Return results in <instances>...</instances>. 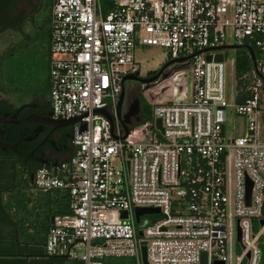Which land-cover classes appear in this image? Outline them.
Here are the masks:
<instances>
[{"label":"built area","instance_id":"built-area-1","mask_svg":"<svg viewBox=\"0 0 264 264\" xmlns=\"http://www.w3.org/2000/svg\"><path fill=\"white\" fill-rule=\"evenodd\" d=\"M48 21L51 113L81 117L72 154L33 173L34 188L65 190L71 208L54 215L46 252L142 264L145 240L152 264H202V252L206 264H264V0H54ZM138 44L165 46L180 68L154 80L151 116H132L125 135L117 103L139 72ZM240 46L251 63L228 101L224 59ZM136 206L159 211L137 221Z\"/></svg>","mask_w":264,"mask_h":264},{"label":"flooded vegetation","instance_id":"flooded-vegetation-1","mask_svg":"<svg viewBox=\"0 0 264 264\" xmlns=\"http://www.w3.org/2000/svg\"><path fill=\"white\" fill-rule=\"evenodd\" d=\"M52 1L0 0V17L10 27L0 34V52L10 40L43 30ZM8 33L13 37L4 43L1 35ZM154 73L149 71L141 76L138 72V76L142 78ZM132 80L130 93L124 95L122 112L139 100L145 84L138 78ZM15 96L0 92V118H4L0 120V264H65L67 258L48 254L39 237L47 218L51 224V217L55 214L39 206L35 208L31 221L19 224L13 219L12 209L20 210L15 194L26 189L23 181L26 172L32 181L31 174L38 166L56 165L72 154L73 124L62 121L63 125H54L53 122L59 121L51 120L56 117L45 97L30 92L20 94L19 98Z\"/></svg>","mask_w":264,"mask_h":264},{"label":"trees","instance_id":"trees-1","mask_svg":"<svg viewBox=\"0 0 264 264\" xmlns=\"http://www.w3.org/2000/svg\"><path fill=\"white\" fill-rule=\"evenodd\" d=\"M54 0L52 1V3ZM51 3V4H52ZM8 27V23L0 17V34ZM48 17L46 25L43 30L36 31V33L28 32L27 35H22L19 38L10 40L4 50L0 52V92L8 93L9 95L20 96V94L30 92L38 97L47 98L50 103L49 90V54H50V30ZM48 42V49L46 55L40 54V44L44 41ZM251 63V58L247 49L240 46L237 49L236 59V76L238 77V84H243V79L240 77ZM139 120L144 121L151 116V106L145 101L142 94L139 97ZM23 181L26 183V189L15 197L20 203V210L16 211L14 208L13 219L19 224L31 221L35 215V208L41 206V209H47L51 214L69 213L71 208L69 206L68 196L63 189H49L40 190L33 187L30 180L29 172H26ZM41 212L43 210H40ZM16 222V223H17ZM50 226V221L47 218L43 232L40 234V239L45 244L47 230ZM1 236V233H0ZM45 249V246H44ZM62 256V255H59ZM65 258V257H63ZM67 259H70L66 257ZM78 261V260H77ZM106 264H131L132 257L129 256H108L104 258ZM78 264H82L78 261Z\"/></svg>","mask_w":264,"mask_h":264},{"label":"rangeland","instance_id":"rangeland-1","mask_svg":"<svg viewBox=\"0 0 264 264\" xmlns=\"http://www.w3.org/2000/svg\"><path fill=\"white\" fill-rule=\"evenodd\" d=\"M13 37L12 34L1 35V40L5 43L9 38ZM48 49V42L45 40L44 43L40 44V54L46 55ZM135 58L139 65V74L141 76L145 75L148 71H157L165 62L170 58L169 52L163 45H141L138 44L135 47ZM237 59L236 49H230L225 56L226 64V98L228 101H232V96L236 89V75H235V62ZM176 70V69H175ZM174 70V71H175ZM173 71V72H174ZM126 94L129 92L133 86V80L127 78L124 82ZM149 88L140 91V94L144 97L145 101L149 103L147 98V93ZM190 85L188 84V89ZM15 98H18L15 96ZM150 104V103H149ZM125 108V103H123V109ZM242 117L232 114L225 123L226 133L229 135H236L242 131L241 125ZM65 264H78L75 259H66Z\"/></svg>","mask_w":264,"mask_h":264},{"label":"water","instance_id":"water-1","mask_svg":"<svg viewBox=\"0 0 264 264\" xmlns=\"http://www.w3.org/2000/svg\"><path fill=\"white\" fill-rule=\"evenodd\" d=\"M250 53L253 56V49L251 47H249ZM210 54H208V58H210ZM216 57L218 59L222 58V53H218L216 55ZM177 61L175 59H169L167 62H165L157 71H155L154 74L147 76V77H142L140 78L138 76V73H129L126 74L123 77L124 79L127 78H138L140 80H142L145 84L143 85L142 89H146L148 87H150L153 83L155 79H162L167 77L168 75H170L172 73L173 70L180 68V65H175L174 62ZM149 72V71H148ZM124 95H125V86L123 85L122 90L120 92L119 95V99H118V103H117V116L119 118V120L121 121L123 127H124V131H125V135L128 132V125L127 123L131 121L132 116H135L137 120H139V116L137 115L139 112V100L136 99L135 102H133L125 112H122V106H123V102H124ZM96 111L102 112L103 114H105L110 121H113V117L110 114V112L105 109V108H96ZM81 116H74V117H70V118H54L51 120H56L59 121L58 123H54V125L56 126H60L63 125L64 123L62 121H66L67 123H74L76 120H78ZM0 120H4V118H0ZM156 124L157 126L161 127V120L159 117L156 118ZM85 128V123L82 122L81 123V129ZM162 129V127H161ZM31 179H33V175L31 174ZM250 185L251 182L248 183V192L250 189ZM135 218L138 221L139 220V215L142 213H147V212H158L159 211V207L158 206H136L135 209ZM122 216L125 218L127 216L126 210H122ZM53 222V216L51 217V223ZM138 233L141 235L142 234V229L139 228L138 229ZM140 254H141V260H142V264H152L149 262L148 258H147V249H146V241L145 240H141L140 241ZM216 263L218 264H223V262H218L216 261ZM202 264H206V254L205 252H202Z\"/></svg>","mask_w":264,"mask_h":264}]
</instances>
